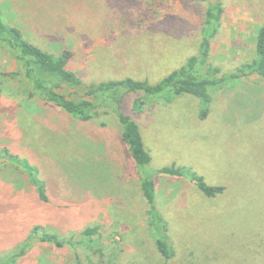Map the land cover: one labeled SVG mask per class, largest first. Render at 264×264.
<instances>
[{"label":"rangeland","instance_id":"1","mask_svg":"<svg viewBox=\"0 0 264 264\" xmlns=\"http://www.w3.org/2000/svg\"><path fill=\"white\" fill-rule=\"evenodd\" d=\"M213 4L224 10L208 54L218 76L264 62V0H0V16L29 43L64 53L84 84L155 85L199 54ZM209 95L204 105L170 89L125 94L121 111L151 157L139 170L106 93L77 120L35 92L0 44V264H264V79L249 74ZM164 167L180 175L156 173ZM145 174L159 226L147 216ZM190 174L223 192L205 196ZM161 238L171 257L157 251Z\"/></svg>","mask_w":264,"mask_h":264},{"label":"trees","instance_id":"2","mask_svg":"<svg viewBox=\"0 0 264 264\" xmlns=\"http://www.w3.org/2000/svg\"><path fill=\"white\" fill-rule=\"evenodd\" d=\"M221 4H213L206 13L200 29L201 43L199 54L189 57L183 66L173 71L155 85L146 82L136 81L126 78L118 81L102 82L99 84H84L78 76L67 69V56L62 53L53 55L43 51L26 41L22 33L14 28L7 27L0 16V44L6 46L15 56L19 67L23 70L24 77L31 84L32 89L43 99L53 103L80 121H87L92 118L93 111L99 102V96L106 93L111 102L115 103L116 116L122 125L121 139L127 147L128 153L139 170H143L149 165L151 157L142 141L138 125L121 111L122 99L127 93L144 91L148 94L162 95L166 90H172L174 95L188 94L198 98L204 105L209 102V91L213 88L225 85L229 82L238 81L241 77L256 74L264 79V62L259 60L248 68L238 67L231 74L218 76L221 68L208 61V54L211 40L217 35L220 21L223 15ZM257 45L264 47V28H260L257 36ZM205 72V73H203ZM69 93H65V91ZM72 96H76L72 98ZM96 101V102H95ZM169 101V100H167ZM133 108L140 110L138 104L133 103ZM137 110V111H138ZM206 109L200 111V117L205 119ZM26 168V167H25ZM27 170V169H26ZM30 171V170H28ZM191 173L190 171H185ZM157 174L178 176L180 173L176 169L167 167L156 171ZM189 176L197 183V188L207 197H213L223 192V187L209 186L203 177L190 174ZM140 190L144 201L149 206L147 216L151 226H159V219L154 208V181L151 176L146 175L141 178ZM39 198L46 200L44 186L39 183ZM94 229L87 230L85 235L90 237L96 232ZM43 242L62 246L69 241H59L57 235L43 233L40 237ZM157 251L164 258L171 257L172 248L167 246L165 240L155 241ZM12 264V263H9Z\"/></svg>","mask_w":264,"mask_h":264}]
</instances>
